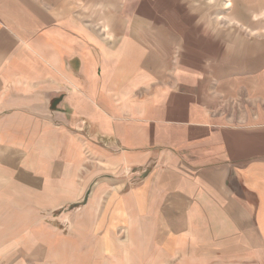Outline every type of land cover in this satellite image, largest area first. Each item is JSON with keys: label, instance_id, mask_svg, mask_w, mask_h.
<instances>
[{"label": "crops", "instance_id": "obj_1", "mask_svg": "<svg viewBox=\"0 0 264 264\" xmlns=\"http://www.w3.org/2000/svg\"><path fill=\"white\" fill-rule=\"evenodd\" d=\"M0 199L264 264V0H0Z\"/></svg>", "mask_w": 264, "mask_h": 264}, {"label": "rangeland", "instance_id": "obj_2", "mask_svg": "<svg viewBox=\"0 0 264 264\" xmlns=\"http://www.w3.org/2000/svg\"><path fill=\"white\" fill-rule=\"evenodd\" d=\"M6 202L0 199V218L6 219L0 221V264L150 263V250L139 247L138 235L135 246L131 207L125 210L124 225L117 229L113 224L106 233L84 220V204L51 212L30 207L25 216L11 200ZM45 239L54 249L34 250Z\"/></svg>", "mask_w": 264, "mask_h": 264}]
</instances>
